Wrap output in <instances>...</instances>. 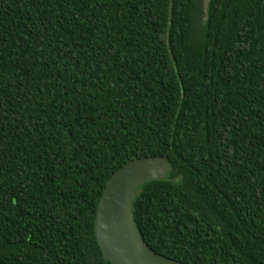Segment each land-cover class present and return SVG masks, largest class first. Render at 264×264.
<instances>
[{
  "label": "trees",
  "instance_id": "trees-1",
  "mask_svg": "<svg viewBox=\"0 0 264 264\" xmlns=\"http://www.w3.org/2000/svg\"><path fill=\"white\" fill-rule=\"evenodd\" d=\"M185 264H264V0H0V264H112L101 198Z\"/></svg>",
  "mask_w": 264,
  "mask_h": 264
},
{
  "label": "water",
  "instance_id": "water-1",
  "mask_svg": "<svg viewBox=\"0 0 264 264\" xmlns=\"http://www.w3.org/2000/svg\"><path fill=\"white\" fill-rule=\"evenodd\" d=\"M173 166L167 157L132 161L110 180L98 207L96 235L112 264H185L154 251L139 230L133 214L138 190L145 184L167 180Z\"/></svg>",
  "mask_w": 264,
  "mask_h": 264
}]
</instances>
